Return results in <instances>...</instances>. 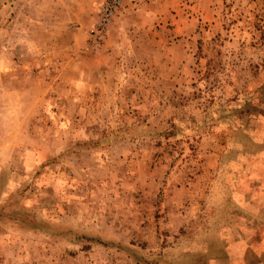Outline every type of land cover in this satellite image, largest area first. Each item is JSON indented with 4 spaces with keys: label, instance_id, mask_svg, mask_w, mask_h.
<instances>
[{
    "label": "rangeland",
    "instance_id": "1",
    "mask_svg": "<svg viewBox=\"0 0 264 264\" xmlns=\"http://www.w3.org/2000/svg\"><path fill=\"white\" fill-rule=\"evenodd\" d=\"M0 0V264H264V0Z\"/></svg>",
    "mask_w": 264,
    "mask_h": 264
},
{
    "label": "built area",
    "instance_id": "2",
    "mask_svg": "<svg viewBox=\"0 0 264 264\" xmlns=\"http://www.w3.org/2000/svg\"><path fill=\"white\" fill-rule=\"evenodd\" d=\"M122 0H109L101 9L100 15L96 23L91 27L90 35L95 40H101L110 21L115 15L117 8L120 6Z\"/></svg>",
    "mask_w": 264,
    "mask_h": 264
}]
</instances>
